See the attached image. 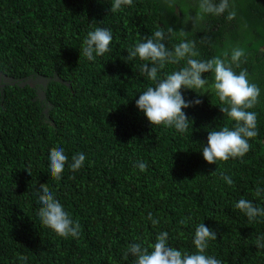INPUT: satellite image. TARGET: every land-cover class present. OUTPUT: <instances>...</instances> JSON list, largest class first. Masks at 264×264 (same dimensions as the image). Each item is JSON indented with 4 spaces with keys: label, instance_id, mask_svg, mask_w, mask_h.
<instances>
[{
    "label": "trees",
    "instance_id": "1",
    "mask_svg": "<svg viewBox=\"0 0 264 264\" xmlns=\"http://www.w3.org/2000/svg\"><path fill=\"white\" fill-rule=\"evenodd\" d=\"M111 4L0 0V264H135L136 257L125 256L129 246L151 251L162 231L171 247L195 253L201 223L217 234L206 255L222 264H264V248L256 246L264 217L250 220L235 207L246 199L264 208V194L255 195L257 186L264 188V0H236L235 21L209 17L195 30L184 24L187 0L185 18L163 9L161 0H133L115 13ZM159 24L177 30L169 46L180 41L182 28L189 38L209 35L210 44L198 41L203 59L218 55L226 40L245 48L246 62L236 71L248 70L261 97L250 110L259 134L244 157L216 164L203 157L209 131L235 123L213 92L198 97L204 93L182 89L186 100L203 101L183 110L193 121L184 133L153 126L137 107L153 82L139 74L144 61L125 59L127 48ZM96 27L110 29L113 42L110 52L89 61L83 42ZM53 147L68 157L60 179L50 173ZM81 152L85 163L73 172L69 164ZM141 161L146 171L136 167ZM43 184L79 221L78 237L63 238L42 225ZM149 213L159 221L155 226Z\"/></svg>",
    "mask_w": 264,
    "mask_h": 264
},
{
    "label": "clouds",
    "instance_id": "2",
    "mask_svg": "<svg viewBox=\"0 0 264 264\" xmlns=\"http://www.w3.org/2000/svg\"><path fill=\"white\" fill-rule=\"evenodd\" d=\"M185 0H161V6L166 11H183ZM188 12L186 23L192 25V29L201 28L207 23L209 17H223L231 23L237 19L238 12L236 0H187ZM133 5V0H112L110 11L115 13L123 6ZM194 12V14H193ZM188 31L183 28L179 30L181 37L178 43L169 46V41L174 39L177 30L172 27L167 29L160 24L154 33L144 37L143 41H138L134 46L127 48L128 61L139 58L144 61L140 65V76L152 81L145 91L136 100L137 107L146 115L150 123L154 126L174 127L178 132L184 133L188 130L190 123L184 109L194 105H200L203 101L200 98L186 100L182 95V89L192 90L202 97L209 92L215 93L219 101L225 105L219 107L220 111L226 115L234 125L230 128L224 126L219 130L209 131L207 145H202L204 159L213 164L217 161H228L230 158H242L251 149L249 141L258 136L257 113L250 111L260 102L261 88L249 78L247 69L236 71L241 63L246 62L247 53L244 47L233 45L227 40L224 48L218 55L208 59L201 57L198 49L200 44H210L211 37L205 35L197 40L189 38ZM113 42V33L108 28L96 27L89 31L82 48V55L89 61H94L98 56H103L110 52V45ZM178 66L172 71H166L168 66ZM212 74L203 78L202 74ZM50 173L56 179L61 178V174L68 163V157L61 147H53L50 150ZM86 160L84 153H78L72 157L69 164L70 169L75 172L80 169ZM136 167L140 171H146L147 164L138 162ZM27 170V169H26ZM30 174V172H29ZM31 175V174H30ZM222 178L231 185L232 179L223 175ZM39 208L38 215L42 225L53 230L63 238L78 237L80 234V223L74 221L70 214L65 211L62 204L55 198L53 192L43 184L39 187ZM264 194V188L257 186L255 195L260 197ZM235 207L246 214L250 220L257 217H264V208L254 205L252 201L240 199ZM155 226L159 223L154 219L152 213L147 217ZM190 220L191 217H188ZM187 221H181L186 223ZM217 239L215 230L199 224L195 229L194 245L195 253L182 252L169 245V233L162 231L156 236V241L149 247H142L141 244L132 243L125 256L131 254L136 257L135 264H222L215 256L206 255L209 242ZM258 248H264V237L256 241Z\"/></svg>",
    "mask_w": 264,
    "mask_h": 264
}]
</instances>
